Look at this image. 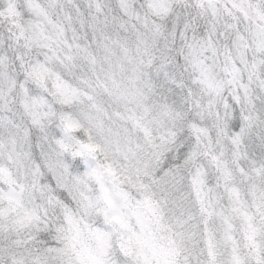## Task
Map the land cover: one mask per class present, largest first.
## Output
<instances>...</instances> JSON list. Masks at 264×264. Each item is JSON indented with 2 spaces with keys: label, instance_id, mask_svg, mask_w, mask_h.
<instances>
[{
  "label": "snow or ice",
  "instance_id": "6c2138e0",
  "mask_svg": "<svg viewBox=\"0 0 264 264\" xmlns=\"http://www.w3.org/2000/svg\"><path fill=\"white\" fill-rule=\"evenodd\" d=\"M0 264H264V0H0Z\"/></svg>",
  "mask_w": 264,
  "mask_h": 264
}]
</instances>
